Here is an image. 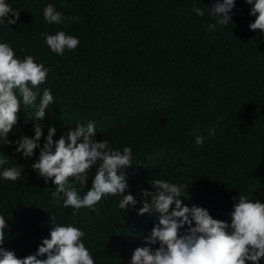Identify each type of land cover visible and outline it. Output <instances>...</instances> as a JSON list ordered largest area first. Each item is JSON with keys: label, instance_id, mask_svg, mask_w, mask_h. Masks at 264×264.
Returning <instances> with one entry per match:
<instances>
[{"label": "trees", "instance_id": "trees-1", "mask_svg": "<svg viewBox=\"0 0 264 264\" xmlns=\"http://www.w3.org/2000/svg\"><path fill=\"white\" fill-rule=\"evenodd\" d=\"M5 2L20 18L14 25L0 24V43L9 44L16 58L32 55L49 69L39 87L51 90L54 103L38 123L55 126L56 140L92 122L97 141L106 139L121 151L131 147L125 194L134 195L137 205L121 209L120 196L79 210L55 204L52 180L31 166L39 149L24 159L0 139V151L11 157L0 173L23 165L17 181L0 176V215L8 225L3 247L24 258L36 252L50 228L73 225L85 233L82 240L95 264H130L157 222L155 215H138L141 193L152 191L155 178L188 184L191 200L185 192V203L228 223L234 197L264 203V33L249 30L255 18L244 0H235L231 24H216L213 31L208 8L215 0ZM49 3L78 22L49 24L43 17ZM194 4L203 8V17L192 11ZM58 31L77 37L78 47L63 55L52 52L44 34ZM18 116L8 137L13 142L34 136V110L21 104ZM209 129L215 130L211 136ZM198 135L202 145L195 143ZM95 168L85 189L76 185L81 196Z\"/></svg>", "mask_w": 264, "mask_h": 264}, {"label": "clouds", "instance_id": "clouds-1", "mask_svg": "<svg viewBox=\"0 0 264 264\" xmlns=\"http://www.w3.org/2000/svg\"><path fill=\"white\" fill-rule=\"evenodd\" d=\"M251 6L249 15L254 21L248 28L252 32L264 33V0H244ZM235 0H215L209 9L215 19L209 24L213 31L216 24H231L230 13ZM192 11L204 16L202 7L193 5ZM43 17L49 24L65 21L78 22V17L64 16L49 3L43 10ZM20 13L0 0V24L14 25ZM48 48L57 55L65 50H75L80 41L65 31L44 34ZM49 69L35 62L32 55L23 60L16 58L13 48L0 43V139L4 146H11L24 159H31L39 149L38 158L31 164L45 181L52 180L55 190L53 202L74 210L92 208L105 196H120L119 207L128 209L137 205V198L125 194L129 190L125 171L132 166L133 150L124 146L122 151L109 146V141H97L96 125L77 124L65 135L54 140L57 129L53 125L38 123L54 103L51 90L40 85L47 80ZM38 101V103H37ZM21 104L34 110L32 124L34 136H22L15 142L9 134L19 122ZM47 127V135L43 129ZM209 129L208 135L214 134ZM43 138V145L39 142ZM195 143L202 145L203 136H196ZM11 157L0 151V167L9 164ZM95 168L91 187L81 196L76 185L85 189L89 171ZM23 173V165L4 167L0 176L4 180L17 181ZM152 191L144 190L138 215H155L156 223L145 238L144 247H137L130 264H260L264 259V203L253 201L246 195L234 197L230 223L214 219L209 210L185 203L181 197L187 192L188 184L172 183L155 178L151 181ZM150 198V199H149ZM174 205V207H173ZM54 220V217H50ZM5 218L0 215V264H95V260L82 238L85 233L73 225H56L50 228L48 238L41 240L34 254L18 258L16 253L3 247L6 243ZM158 245V246H156ZM156 246V247H153Z\"/></svg>", "mask_w": 264, "mask_h": 264}]
</instances>
